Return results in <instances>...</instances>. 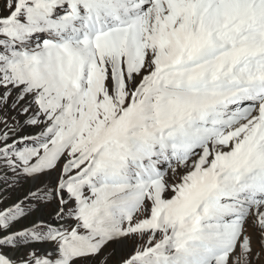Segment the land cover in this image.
Returning <instances> with one entry per match:
<instances>
[{"label":"snow or ice","instance_id":"6c2138e0","mask_svg":"<svg viewBox=\"0 0 264 264\" xmlns=\"http://www.w3.org/2000/svg\"><path fill=\"white\" fill-rule=\"evenodd\" d=\"M0 264H264V0H0Z\"/></svg>","mask_w":264,"mask_h":264}]
</instances>
